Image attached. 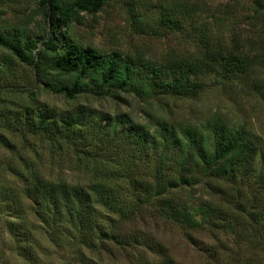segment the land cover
I'll use <instances>...</instances> for the list:
<instances>
[{
	"label": "rangeland",
	"instance_id": "374dc122",
	"mask_svg": "<svg viewBox=\"0 0 264 264\" xmlns=\"http://www.w3.org/2000/svg\"><path fill=\"white\" fill-rule=\"evenodd\" d=\"M41 1L0 0V34L33 39L35 56L49 32ZM164 10L181 22L180 29L161 22ZM59 32L76 45L133 58L136 68L141 57L162 64L226 51L245 57L247 66L239 72L231 62L224 76L220 70L197 75L193 79L202 88L185 96L83 92L68 99L47 89L32 66L0 46V264H264V0H109L95 13L73 10L68 27ZM40 113L47 120L39 128ZM77 113L81 121L67 135L60 121ZM214 119L260 137L248 174L199 173L192 183L146 193L160 149L139 147L129 133L147 138L163 124ZM169 160L165 174L172 177L178 164L172 156ZM20 174L80 190L113 238L82 242L73 230H46L34 207L25 206L26 181ZM111 196L116 197L111 208H122L128 218L95 205ZM7 197L23 206L4 208ZM166 203L208 214L195 215L200 224L188 227L168 215ZM14 216L27 241L4 231ZM103 217L111 218L107 223ZM33 245L36 251L26 250Z\"/></svg>",
	"mask_w": 264,
	"mask_h": 264
},
{
	"label": "trees",
	"instance_id": "16d2710c",
	"mask_svg": "<svg viewBox=\"0 0 264 264\" xmlns=\"http://www.w3.org/2000/svg\"><path fill=\"white\" fill-rule=\"evenodd\" d=\"M107 1L109 0H43L41 4L45 3L43 12L49 25L43 49L35 56L32 53L36 46L33 39L17 40L7 34H0V46L9 50L19 61L32 66L36 78L43 81L47 89L61 93L68 99L83 92L95 96H115L121 92H135L145 97L152 92L172 97L185 96L202 88V83L193 79L197 75L220 70L224 76L232 69L231 62L239 72L247 66L245 57L226 51V54L216 52L205 58H169L162 64H155L141 57L140 68H136L133 58L120 57L116 52L99 53L92 47L76 45L59 32L60 28L68 27L73 10L95 13ZM160 20L168 29L181 28V22L167 10L161 13ZM59 41L62 44L58 45ZM80 114L60 121L62 130L67 135L74 129V125L80 123ZM46 120V114L40 113L39 128ZM163 125L164 127L149 133L147 138H137L129 133L139 147L160 149L154 181L144 185V191L148 194H161L169 187H176L179 182L192 183L198 180L199 173L220 178L247 175L259 152L260 137L257 134L241 125H229L220 119L199 125ZM170 156L176 158L178 167L177 174L167 177L165 171ZM19 177L26 181L23 193L29 204L25 206L34 207L35 212L39 213L40 217L37 218L42 223L41 226H45L46 230L70 229L82 242L92 240L93 237L113 238L91 212L95 207L93 202L81 197L80 190L71 192L63 184L47 181L46 177L37 174L33 175L32 181L22 174ZM102 199L105 201H96L95 205H104L112 212L118 211L122 215L121 219L128 218L122 208H111L112 204L115 205L116 197ZM1 203L10 211L23 206L19 200L9 197ZM167 205L168 215L173 220L192 228L200 224L195 215L201 214L204 217L208 214L204 208L190 211L169 203ZM18 218L14 216L13 219L5 221L4 231L12 239L27 241V236L22 235L24 230L16 222ZM110 218L103 217L101 221L108 223ZM36 248V245L26 246L27 251H36ZM30 255H27V262L32 261Z\"/></svg>",
	"mask_w": 264,
	"mask_h": 264
}]
</instances>
